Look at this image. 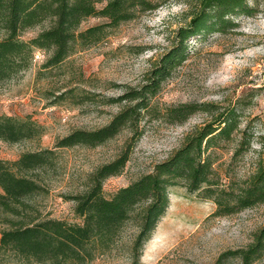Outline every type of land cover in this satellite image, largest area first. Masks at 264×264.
I'll list each match as a JSON object with an SVG mask.
<instances>
[{"label":"trees","instance_id":"obj_1","mask_svg":"<svg viewBox=\"0 0 264 264\" xmlns=\"http://www.w3.org/2000/svg\"><path fill=\"white\" fill-rule=\"evenodd\" d=\"M158 6L155 0H0V85L30 68L35 50L47 54L41 68L58 67L76 51L98 44L122 23ZM249 10L246 0H195L188 23L176 29V42L153 64L145 83L106 98L104 103H123L109 122L95 129H73L52 148L39 145L45 129L31 117L0 114V141L35 143L14 160L0 158V264H90L115 250L127 227L134 230L126 249L129 264H141L144 244L164 213L169 189L174 186L181 185L212 201V216L264 204V133L257 139L260 150L252 169L244 175L231 171L232 162L247 152L253 141L249 124L240 126L235 108L213 113L149 172L110 196L103 193L104 181L119 175L129 160L146 115L182 124L198 111L215 112L217 107L207 102H183L161 110L153 97L188 53V38L225 32L233 25L231 16ZM89 17L104 21L80 29ZM35 28L39 30L34 36L22 37ZM75 91L74 87L64 89L52 102L69 99L80 105L96 100L94 93ZM124 131L127 136L118 153L87 175L83 190L64 195L73 202L80 222L43 216L35 199L47 192V182L57 174V149L94 148ZM227 143L233 145L226 162L220 152ZM262 255L264 225L245 247L222 253L215 264L231 256H237L241 264H252Z\"/></svg>","mask_w":264,"mask_h":264},{"label":"rangeland","instance_id":"obj_2","mask_svg":"<svg viewBox=\"0 0 264 264\" xmlns=\"http://www.w3.org/2000/svg\"><path fill=\"white\" fill-rule=\"evenodd\" d=\"M155 1L158 8L122 23L108 38L76 51L58 67L41 68L47 54L35 50L32 66L0 85V114L29 116L41 124L45 130L39 145L43 148H52L58 138L73 129H95L108 123L123 103H104L106 98L145 83L153 64L176 42V29L188 23L195 5V0ZM246 2L249 12L231 16L233 25L225 32L187 39L188 53L153 97L161 110L183 102H207L217 107L215 112L198 111L182 124L146 115L122 172L103 183L106 196L149 172L180 146L187 133L227 108H235L240 126L249 124L253 133L250 149L232 162L231 171L244 175L252 169L260 150L257 139L264 133V0ZM102 21L89 17L80 29ZM38 30L27 31L22 37L28 39ZM71 87L75 92L94 93L96 100L80 105H73L69 99L52 102L55 95ZM126 136L124 131L94 148L57 149V174L47 182V192L35 199L41 214L80 222L73 202L64 195L83 190L87 175L111 160ZM232 145L227 143L220 152L221 160L228 161ZM34 146V142L0 141V158L14 160ZM214 209L212 201L189 193L185 187H171L166 209L144 244L140 263L215 264L222 253L245 247L264 225V204L226 216H212ZM133 231L127 227L119 246L90 264H129L126 249ZM220 264L241 262L231 256ZM252 264H264V255Z\"/></svg>","mask_w":264,"mask_h":264}]
</instances>
